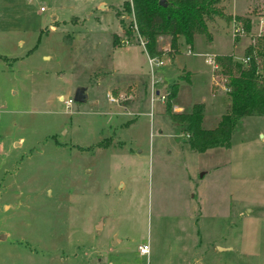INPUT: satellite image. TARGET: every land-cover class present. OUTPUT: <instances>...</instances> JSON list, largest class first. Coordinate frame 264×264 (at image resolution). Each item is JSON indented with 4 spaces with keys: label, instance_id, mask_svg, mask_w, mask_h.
I'll return each instance as SVG.
<instances>
[{
    "label": "rangeland",
    "instance_id": "obj_1",
    "mask_svg": "<svg viewBox=\"0 0 264 264\" xmlns=\"http://www.w3.org/2000/svg\"><path fill=\"white\" fill-rule=\"evenodd\" d=\"M124 1L0 0V264H264V117L197 153L166 111L176 84L169 113L201 104V127L214 128L228 99L206 56L261 70L246 48L264 0H222L212 39L181 40L153 75L138 39L112 45L132 21ZM128 87L131 99L109 100Z\"/></svg>",
    "mask_w": 264,
    "mask_h": 264
},
{
    "label": "trees",
    "instance_id": "obj_2",
    "mask_svg": "<svg viewBox=\"0 0 264 264\" xmlns=\"http://www.w3.org/2000/svg\"><path fill=\"white\" fill-rule=\"evenodd\" d=\"M219 0H126L123 11L132 15L124 34L127 40H144L143 51L149 58H160L166 54L172 59L178 53V41L191 45L195 34L204 35L208 40L206 20L212 16L223 17L217 4ZM121 24V23H120ZM247 31L249 26L244 24ZM237 38L233 39V47ZM252 45L246 48V55L252 51L264 58V28ZM113 44L116 45L115 36ZM166 45V50L162 46ZM219 75L229 103L213 129H203L201 120L203 106L192 105L187 113H169V101L177 91L173 84L167 94L166 111L171 122L182 125L189 149L202 153L213 148H229L231 135L238 122L250 117H264V66L261 70L253 58L242 64L232 55L216 59ZM264 63V62H263Z\"/></svg>",
    "mask_w": 264,
    "mask_h": 264
},
{
    "label": "crops",
    "instance_id": "obj_3",
    "mask_svg": "<svg viewBox=\"0 0 264 264\" xmlns=\"http://www.w3.org/2000/svg\"><path fill=\"white\" fill-rule=\"evenodd\" d=\"M125 2V1H124ZM123 2V3H124ZM123 3H122V6H123ZM222 6V8H221V11H223V12H225L226 11V9L224 8L225 6H224V4L222 3V0H219V3L217 4V8H219L220 9V7ZM99 8H103V5L102 4H100L99 5ZM122 9H123V7H121ZM241 13V11L239 10V9H237V14H240ZM215 17H218V16H212V17H209L207 20H206V26H207V30H208V33L211 35V38H209L207 41H210L211 39H212V34H211V30H215V28H214V26H215ZM117 18V17H116ZM224 19V18H223ZM118 20V19H117ZM228 24H229V22H227ZM254 27H255V23H254ZM257 27V26H256ZM123 32V31H122ZM114 35H117V34H113L112 35V45L114 46V47H120V48H124V47H127L128 45H130V40H127V39H125L126 41L124 42V40L123 39H119V43H117L116 45H114L113 44V38H114ZM196 35H199V34H195L194 36H193V40H194V38H195V36ZM117 36H119V35H117ZM120 37V36H119ZM180 41H181V39H179V41H178V53L180 52ZM232 41H233V39H232ZM184 43V42H183ZM192 44H193V41H192ZM192 44L191 45H186V46H188V47H191L192 46ZM232 46H233V42H232ZM166 48H167V46L166 45H164V46H162V49L163 50H166ZM189 51H190V48H189ZM144 52V51H143ZM145 53V52H144ZM177 53V54H178ZM190 53H191V51H190ZM176 54V55H177ZM189 54V53H188ZM146 55V54H145ZM175 55V56H176ZM221 55H230V54H221ZM174 56V57H175ZM146 57H147V55H146ZM173 57V58H174ZM148 58V57H147ZM173 58L172 59H170V61H172L173 60ZM216 72H218V70L216 71ZM217 74L219 75V73H214L213 72V79L215 80L214 81V84L215 85H212V86H219L218 84L219 83H222L223 81H224V79L222 78V76L221 75H219L220 77H221V81L222 82H220L218 79V76H217ZM218 78V79H217ZM158 80H159V77L157 78ZM221 88H222V90L225 92V95H226V89H224L225 88V86H224V83H222V86H221ZM125 91V93H122V94H119L117 97L119 98V100H121V99H124L125 97L126 98H128V99H131L132 98V96H135L134 95V87L132 88V87H128V89H126V90H124ZM112 93H114V95H117V94H115V92L112 90ZM227 96V95H226ZM227 99H228V97H227ZM228 103H229V100H228ZM192 107V106H191ZM227 107H228V105H227ZM227 107H226V110H227ZM191 109V108H190ZM190 111V110H189ZM188 111V112H189ZM174 112H178V109H175L174 110ZM226 112V111H225ZM182 113H187V112H182ZM221 116V115H220ZM220 118V117H219ZM202 119H203V114H202ZM219 120V119H218ZM218 122V121H217ZM173 123V122H172ZM201 123H202V120H201ZM176 124V123H175ZM217 124V123H216ZM178 125H180V124H178ZM181 126V128H183L182 127V125H180ZM201 126H202V124H201ZM216 126V125H215ZM214 126V127H215ZM213 129V128H212ZM189 147V146H188ZM99 149H101V148H99ZM210 150V149H209ZM207 151V150H206ZM203 153V152H202ZM199 217V216H198ZM198 235H199V238L201 237L200 236V233L198 232ZM5 236V235H4ZM6 238V236L4 237V239ZM4 239H2V240H4ZM216 241H220V240H218V239H214L212 242H215V243H217ZM216 245V244H215ZM215 247V246H214ZM227 250H231V249H227ZM221 251H223V249H216V251H214L215 252V254L217 253V254H219ZM204 252V254H205V251H203ZM213 255V253L212 252H209V256H212ZM214 256H216V255H214ZM213 258H215V257H213ZM204 261V256L203 255H199V257H197L196 259H195V261H194V263L193 264H204V263H202ZM216 263V262H215Z\"/></svg>",
    "mask_w": 264,
    "mask_h": 264
},
{
    "label": "built area",
    "instance_id": "obj_4",
    "mask_svg": "<svg viewBox=\"0 0 264 264\" xmlns=\"http://www.w3.org/2000/svg\"><path fill=\"white\" fill-rule=\"evenodd\" d=\"M231 2L233 3L234 0H231ZM40 10H42V8H40ZM262 18L263 19L260 20V24H264V17H262ZM131 19H132V15H131ZM231 31H232V37H236L237 35L238 36H241L244 33V29L241 26V24L239 22H236L235 20L231 24ZM261 32H262V30L260 29L259 34ZM138 40L140 41V44H141V46L143 48V46H144V40L141 39V38H139V37H138ZM187 53H190V51L187 50ZM249 59H250L249 56H246L245 58H243V59H241L239 61L241 63H243V64H247L249 62ZM157 60H158L157 58H149L148 57V66H149L150 74L151 75H153V73H154L153 65L160 66L162 64L160 61H157ZM206 63L208 65H212L213 66V69H216L217 68V64L215 62V56L214 55H207L206 56ZM109 100L111 102H114L115 103V102H117L119 100V98L118 97L117 98H114V97L109 96ZM65 103H66V106L68 107L70 105V103H71V100L68 99ZM137 250H138V253L139 254L145 255L147 253V251H148V246L147 245H140V246L137 247Z\"/></svg>",
    "mask_w": 264,
    "mask_h": 264
},
{
    "label": "water",
    "instance_id": "obj_5",
    "mask_svg": "<svg viewBox=\"0 0 264 264\" xmlns=\"http://www.w3.org/2000/svg\"><path fill=\"white\" fill-rule=\"evenodd\" d=\"M159 2H162V0H159ZM263 66H264V63H263ZM83 90L82 89H79L75 92L74 96H73V101L74 102H82L83 99H84V96L82 94ZM4 235L0 236V240L4 239Z\"/></svg>",
    "mask_w": 264,
    "mask_h": 264
}]
</instances>
